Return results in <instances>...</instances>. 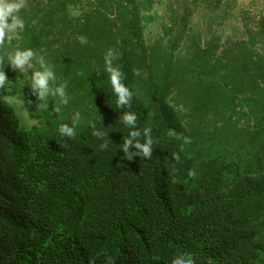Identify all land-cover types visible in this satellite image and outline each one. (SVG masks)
Wrapping results in <instances>:
<instances>
[{"label":"trees","instance_id":"16d2710c","mask_svg":"<svg viewBox=\"0 0 264 264\" xmlns=\"http://www.w3.org/2000/svg\"><path fill=\"white\" fill-rule=\"evenodd\" d=\"M140 1L26 0L24 31L0 45V264H264V11L241 18L244 39L205 40L187 3L146 39ZM24 48L67 84L66 105L40 108L31 70L7 65ZM109 50L138 128L151 129V159L118 148L129 129ZM13 97L37 124L20 126Z\"/></svg>","mask_w":264,"mask_h":264},{"label":"clouds","instance_id":"9594fccd","mask_svg":"<svg viewBox=\"0 0 264 264\" xmlns=\"http://www.w3.org/2000/svg\"><path fill=\"white\" fill-rule=\"evenodd\" d=\"M25 2L26 0H0V45L24 31L25 20L20 15V12L25 8ZM79 42L86 44V37H80ZM115 59V52L109 50L104 57L105 70L110 79L112 92L116 97V108L122 110V114L119 115L120 122L125 128L129 129L128 135L126 137L123 136V142L119 144L118 148L123 151L124 157L128 160H132L136 156L151 159L154 144L151 129L144 128L141 130L138 128L137 114L131 110L134 94L123 82L126 79L123 72L114 66L113 61ZM7 61V65L11 69L18 70L21 74H29L31 70L30 83L27 85L30 86L32 94L37 98L40 108H48L50 98L53 100L58 99L59 103L63 105L68 103L67 84L57 82L53 67L43 56L38 57L33 49H17L14 54L7 57ZM37 64L39 65L38 69L35 68ZM133 71L135 76H140L141 72L139 69H134ZM8 81L4 67L0 68V89H3ZM124 109L129 110L123 111ZM56 110L59 111L58 108ZM92 127L94 129L93 135L104 141L100 144L101 150L107 149L108 143L105 137L109 139V132L96 130L94 124ZM59 132L61 136L67 138H72L76 135L75 127L68 125H62ZM169 135L176 136L174 131L170 132ZM177 139L182 140L183 137ZM181 264H190V261L181 260Z\"/></svg>","mask_w":264,"mask_h":264},{"label":"rangeland","instance_id":"374dc122","mask_svg":"<svg viewBox=\"0 0 264 264\" xmlns=\"http://www.w3.org/2000/svg\"><path fill=\"white\" fill-rule=\"evenodd\" d=\"M189 1L141 0L142 17L146 21L145 38L153 39L159 36L162 26L167 24V14L173 9L179 15L182 14L187 3L189 4V24L205 40L212 35L219 36L222 40L228 36L234 40L244 39L245 34L241 18L245 17L250 21L257 20L260 13L264 11V0H197L196 3ZM17 38H19L18 34L4 43H9ZM179 53L183 54V50L180 49ZM9 102L15 109L21 127L28 129L33 124H37V120L30 118L25 110L24 101L13 97ZM175 110L181 116L182 109L175 108ZM183 122L187 124L185 120ZM241 124L243 123L239 125Z\"/></svg>","mask_w":264,"mask_h":264}]
</instances>
